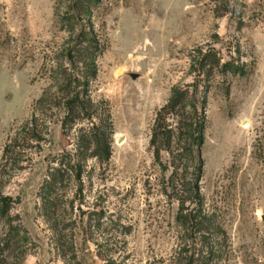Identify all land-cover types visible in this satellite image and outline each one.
I'll list each match as a JSON object with an SVG mask.
<instances>
[{
	"label": "rangeland",
	"instance_id": "rangeland-1",
	"mask_svg": "<svg viewBox=\"0 0 264 264\" xmlns=\"http://www.w3.org/2000/svg\"><path fill=\"white\" fill-rule=\"evenodd\" d=\"M0 264H264V0H0Z\"/></svg>",
	"mask_w": 264,
	"mask_h": 264
},
{
	"label": "trees",
	"instance_id": "trees-1",
	"mask_svg": "<svg viewBox=\"0 0 264 264\" xmlns=\"http://www.w3.org/2000/svg\"><path fill=\"white\" fill-rule=\"evenodd\" d=\"M68 56L69 58H72L70 53H68ZM90 57H91L90 63L89 65H86L85 71L81 74L80 73L77 74V77H74V79H72L74 75L67 74L66 71H62L60 77L59 75H57V77H53L55 81L62 82V84L60 85L61 87H60L58 94H62V95L64 94L63 96L65 97H62L60 99V102H59V97L56 95H53L51 93V90L47 92L45 91L43 96L37 101L36 109L47 112L50 109H54V108L58 109L61 103H63L62 104L63 110L66 112L64 119H69L70 117H72L74 113V108H76L77 105H80L81 93L79 91H76L77 87L78 86L88 87L89 82L95 79L96 74H97V71L94 65L93 54H90ZM79 75H83L84 79L86 80V82H84V84L82 85H79L80 84ZM73 84H76V85L74 86ZM71 93H74V94L71 95ZM69 95H71V97H69ZM181 99H182L181 94L177 91H173V96L171 97L168 104L164 108H162V110L158 113L157 119L155 121V127L153 129L152 139H151L152 145H154L156 141L155 139L158 136L157 130L159 129V122H160L162 113L163 112L165 113L166 111H169V110H174L176 106H178ZM61 100L63 102H61ZM106 114H107V117L110 119L109 112L106 111ZM38 123H39V119L33 116L31 117V120H28L25 124H23V126L15 133L14 139H10L11 142L6 144L5 149H4V154L10 152L11 147L14 145L12 143L13 141L15 143L17 141L18 142L23 141L24 143L28 144L32 140L39 139L40 130H39ZM102 137L103 138L101 140V143H99L100 146L98 145L97 151L94 156H96L100 162H108L111 157V151H110V146H109V141H108L109 137L106 134L104 135L102 134ZM158 155H159V149H157L156 151V156ZM7 200L8 199H4L2 201L4 205L7 204L6 203ZM194 219H197V218H194ZM205 220H206L205 217L200 218V221H198L194 225L195 228L199 230L198 232H208L209 230L208 227H205L204 225Z\"/></svg>",
	"mask_w": 264,
	"mask_h": 264
},
{
	"label": "bare ground",
	"instance_id": "bare-ground-1",
	"mask_svg": "<svg viewBox=\"0 0 264 264\" xmlns=\"http://www.w3.org/2000/svg\"><path fill=\"white\" fill-rule=\"evenodd\" d=\"M126 140H125V138H121V139H119L118 140V147H122L123 145H124V142H125Z\"/></svg>",
	"mask_w": 264,
	"mask_h": 264
}]
</instances>
